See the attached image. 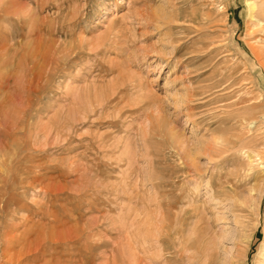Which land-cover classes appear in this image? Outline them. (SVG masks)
Here are the masks:
<instances>
[{
	"label": "rangeland",
	"instance_id": "1",
	"mask_svg": "<svg viewBox=\"0 0 264 264\" xmlns=\"http://www.w3.org/2000/svg\"><path fill=\"white\" fill-rule=\"evenodd\" d=\"M250 3L0 0V264H264V178L209 156L264 144Z\"/></svg>",
	"mask_w": 264,
	"mask_h": 264
},
{
	"label": "bare ground",
	"instance_id": "2",
	"mask_svg": "<svg viewBox=\"0 0 264 264\" xmlns=\"http://www.w3.org/2000/svg\"><path fill=\"white\" fill-rule=\"evenodd\" d=\"M248 10L250 13V17H254L256 19V25L254 27L257 29L255 32L264 36V2L258 4L257 0H252V3L248 4ZM257 38L261 40L260 43L264 47V38L260 36H256L254 39ZM259 43V42H258ZM260 46V47H262ZM254 48V55L260 61L263 60L264 63V48L258 49ZM262 66V63H261ZM249 131H232L229 138L222 139L218 138V142H214L213 146L209 148V156L211 159H223L230 158V159H240L237 167H235V173H231L228 176L220 175L218 176V181L223 184H230L231 186L235 184H241L243 188L249 189L258 178L259 175L261 180L264 178V144H254L249 143L246 141L247 135ZM231 137V138H230ZM242 158L245 159V162L242 163ZM234 180V181H233ZM237 180V181H236ZM237 187V186H236ZM220 190L218 192L217 199L221 203L226 200H231L233 198H237L235 193L229 190H225L223 186H217ZM216 188V189H217ZM251 190V191H250ZM248 192L249 194L252 191H255L254 187L250 189ZM242 223V222H241ZM230 229V228H229ZM241 241V240H240ZM264 251V246L261 248V256ZM245 253V252H244ZM229 254V251L226 253ZM230 255V254H229ZM242 252L239 251L237 253L236 263L233 259L232 262H228L227 264H241V256ZM264 256V254H263Z\"/></svg>",
	"mask_w": 264,
	"mask_h": 264
}]
</instances>
